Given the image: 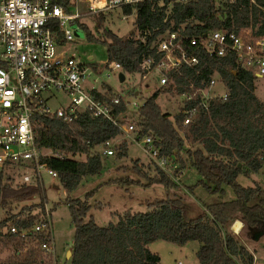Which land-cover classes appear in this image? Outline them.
I'll list each match as a JSON object with an SVG mask.
<instances>
[{"label":"trees","instance_id":"trees-1","mask_svg":"<svg viewBox=\"0 0 264 264\" xmlns=\"http://www.w3.org/2000/svg\"><path fill=\"white\" fill-rule=\"evenodd\" d=\"M71 1L56 0V3L66 6ZM236 2L225 22L216 20L212 0H190L185 5L177 3L166 23L162 22L165 8H157L152 0H143L133 7L123 8L126 16L134 13L136 30L141 34L146 33L144 41L132 34L122 37L101 29L100 17L96 22L101 29L102 42L108 43L107 61L118 62L123 75H135L152 40L169 26L170 20L177 26L192 18L199 22L191 29L193 33L220 28L238 31L247 27L253 35L263 36L264 11L260 8H264V0H255L257 5L250 4L249 0ZM78 25L86 30L88 40H93L87 26L79 20ZM204 63L206 81L213 71H217L228 95L225 102L210 103V119L199 118L188 128L182 129V137L174 125L177 123L180 126L181 118L175 116L171 119L170 115L160 110L157 99L161 90L156 89L134 113V120L141 127L142 134L158 137L160 154L170 158L174 156L180 168L183 161L176 153L185 151V161L189 163L195 178L188 190L200 187L210 195L223 196L224 188L228 187L232 189L234 197L203 205L200 213L191 218L183 198L175 194L148 203L147 212L132 213L127 210L115 224L99 227L91 217L85 221L91 210L86 200L67 196L64 204L71 213L74 228L68 264H159V255L149 249L150 243L158 240L176 245L198 243L195 252L198 264H253V257L245 243L253 240L258 233L264 234V189L256 184L244 188L237 183V178H248L264 168V104L254 94L256 77L251 72L237 71L233 74L234 64L228 57L209 58ZM187 86L188 83L182 80L177 90L181 91ZM104 89L103 98L111 101L110 90ZM39 124L46 127L36 131L39 148L62 155V158L45 157L42 163L57 174L59 184L67 194L79 186L83 177L101 174L102 157L91 150L118 136L117 129L104 118L82 115L71 123L39 118ZM185 141L190 144L197 142L200 146L192 151L185 150ZM126 151L127 145L122 143L115 156L126 157ZM82 155L85 156L82 161L73 159ZM133 169L139 172L136 162ZM157 170L158 175L148 179L150 183L174 189L176 184ZM10 180L0 170V248L13 250L17 256L22 250L25 251L22 259H15L9 264H43L36 245L48 241L49 236L38 235L35 238L37 242H34L30 234L26 238L10 235L8 228L13 225L17 229H29L39 221L45 211L44 192L38 184L13 186ZM34 196L40 198L38 203L22 206L17 213H13V204L26 203ZM2 212L5 217L1 215ZM235 220L243 223V229L237 236L231 230ZM244 229L247 234H243Z\"/></svg>","mask_w":264,"mask_h":264},{"label":"built area","instance_id":"built-area-1","mask_svg":"<svg viewBox=\"0 0 264 264\" xmlns=\"http://www.w3.org/2000/svg\"><path fill=\"white\" fill-rule=\"evenodd\" d=\"M140 1L143 0H72L64 6L56 0H0V170L14 171L20 177L16 185L38 184L41 188L42 170L58 179L42 160L49 156L62 158V155L39 148L36 131L40 127L46 129L45 125L39 124V118L71 123L82 115L108 120L117 129L118 136L139 146L157 168L176 183L178 161L174 156L160 154L158 137L142 134L141 127L128 116L135 113L146 98L130 99H135L138 94L133 88L125 95L115 92L107 84L97 88L98 80L91 79V76L93 70L101 72L104 67L92 64L91 57L86 62H78L75 57L62 53L66 43L73 41L71 27L78 25L80 16L133 7ZM188 1L152 0L157 8H165L163 23L167 22L175 4L185 5ZM212 1L219 22H225L228 12L237 3L236 0ZM249 2L257 5L255 0ZM79 3L86 4L85 14L80 12ZM260 9L264 11L263 7ZM168 23L169 26L152 40L136 74L142 82L155 79L158 89L178 97L179 104L173 117L181 118L179 125L182 129L201 117L210 119V103L225 102L228 98L217 71H213L206 81L204 60L228 57L234 64L233 74L248 71L255 77H264V35L255 36L247 27L238 31L220 28L193 33L191 29L199 22L192 18L177 26L173 20ZM189 25L191 28L187 29ZM106 69L109 74L121 72L118 62L109 63ZM182 80L188 86L178 91V83ZM105 87L111 88V101L103 98ZM54 94L65 95L69 103L64 107L51 106L55 101ZM117 137L104 141L91 151L102 158L115 156ZM45 151H49L48 154ZM44 210L39 221L29 229L10 225L8 230L10 235L16 234L20 238L30 234L34 242H37L38 235L49 236L48 241L40 242L36 247L49 255L51 264H57L50 213L45 207ZM242 228L243 223L237 231L231 229L237 236ZM176 264L183 262L177 261Z\"/></svg>","mask_w":264,"mask_h":264},{"label":"rangeland","instance_id":"rangeland-1","mask_svg":"<svg viewBox=\"0 0 264 264\" xmlns=\"http://www.w3.org/2000/svg\"><path fill=\"white\" fill-rule=\"evenodd\" d=\"M79 10L82 14L87 12L85 3L78 4ZM101 29H106L122 37L133 36L144 41L146 33L141 34L136 30L134 24V13L132 15H124L122 9L105 10L97 12L92 16L82 15L79 22L86 25L89 32L93 36V40L89 41L87 38L86 30L82 29L79 25L71 27L73 41L66 43L62 53L67 56H73L79 62H86L91 57L90 62L95 66L102 65L104 68L101 72L97 69L93 70L91 79L97 78L96 87L99 88L103 84L112 87L115 92L126 94L132 88L138 94L133 100H140V98H147L155 89L159 88L158 83L152 78L147 82H142L138 74L130 75L124 74V82L117 79V73L109 74L106 66L109 65L106 56L107 41L102 42L100 37L101 29L98 28L96 22L98 18ZM109 75V76H107ZM108 86V87H109ZM221 90V87H217ZM111 90V88H109ZM254 94L264 104V77L254 80ZM157 103L160 110L170 115L173 118L174 113L177 111L179 99L175 95L167 93L163 89L158 95ZM55 101L51 103L53 107H64L69 103V99L65 95L54 94ZM129 118H134V113L128 114ZM175 127L177 126L174 123ZM177 131L181 133L182 128L177 126ZM122 143L127 145V156L122 158L103 157L101 174L97 176L83 177L79 186L70 194L62 189L57 178H52L48 173L42 170L41 173V189L44 192V204L46 210L50 213V222L52 230L53 247L55 248L56 263L68 264L70 257H66V251L71 248V243L74 235V228L71 222V213L64 204L66 197L71 199L86 200L90 205V212L85 218L88 221L90 217L94 220L95 224L99 227L107 226L108 224H115L118 219L127 211L132 213L147 212V204L157 201V199L178 195L183 198L185 206L189 210V216L194 218L203 209V205L211 204L214 201L231 200L234 193L231 188H224V195L208 194L202 188L197 187L193 191L187 189L195 182L192 170L189 168V163L185 161V151L176 153V155L183 161V167H179L175 175L178 177L176 180L175 188H165L159 184H151L148 179H153L158 175L157 166L144 154L139 146H136L131 141L125 140L118 136L115 141L116 151ZM200 145L196 142L190 144L184 142L185 150H193ZM49 151L44 153L48 154ZM84 155L78 156L76 160L82 161ZM134 162L137 163L138 171L133 169ZM264 167V166H263ZM6 178H11L10 182L13 186L19 184L20 177L12 171H4ZM175 176V177H176ZM237 183L244 188L249 186L259 185L264 189V168L258 174H251L248 178L239 176ZM40 198L34 196L26 203L13 204L11 206L13 213H17L22 206L31 205V203H38ZM5 217V213L1 214ZM232 230V229H231ZM233 232V231H232ZM243 234H247V230H243ZM256 239L248 242L247 250L253 257V264H264V234L258 233ZM198 247L196 242H188L187 244H173L163 240H158L150 243L149 249L152 253L159 255L161 264H176L177 261L183 264H198L194 252ZM195 250V251H194ZM71 251V249L69 250ZM41 252V251H40ZM39 252V253H40ZM25 251L17 256L13 250H4L0 248V264H9L15 259H22ZM43 264H51V259L43 252Z\"/></svg>","mask_w":264,"mask_h":264},{"label":"water","instance_id":"water-1","mask_svg":"<svg viewBox=\"0 0 264 264\" xmlns=\"http://www.w3.org/2000/svg\"><path fill=\"white\" fill-rule=\"evenodd\" d=\"M118 79L120 82H124L125 79H124V75L122 72H119ZM254 238L256 239V236ZM70 255H71V251H68L66 254V257H70Z\"/></svg>","mask_w":264,"mask_h":264},{"label":"bare ground","instance_id":"bare-ground-1","mask_svg":"<svg viewBox=\"0 0 264 264\" xmlns=\"http://www.w3.org/2000/svg\"><path fill=\"white\" fill-rule=\"evenodd\" d=\"M97 5H101V3H98ZM240 224H241L240 222L234 221L231 228L233 230L237 231L239 229V227H240Z\"/></svg>","mask_w":264,"mask_h":264},{"label":"crops","instance_id":"crops-1","mask_svg":"<svg viewBox=\"0 0 264 264\" xmlns=\"http://www.w3.org/2000/svg\"><path fill=\"white\" fill-rule=\"evenodd\" d=\"M235 221H238V220H235ZM238 222H240V221H238ZM242 229H243V228H242ZM242 229H241V231H242ZM241 231H240V232H241ZM247 246H248V243H247V244L245 243V247H246V248H247ZM197 248H198V247H197ZM70 249H71V248H70ZM70 249H69V250H70ZM69 250H68V251H69ZM196 250H197V249H196ZM68 251H66V254H67ZM194 251H195V250H194ZM195 252H196V251H195ZM195 252H194V255H195ZM159 262H160L159 264H161V258H160V257H159Z\"/></svg>","mask_w":264,"mask_h":264}]
</instances>
